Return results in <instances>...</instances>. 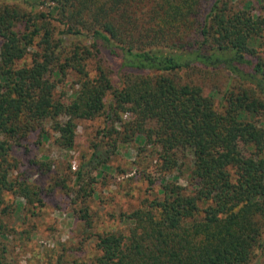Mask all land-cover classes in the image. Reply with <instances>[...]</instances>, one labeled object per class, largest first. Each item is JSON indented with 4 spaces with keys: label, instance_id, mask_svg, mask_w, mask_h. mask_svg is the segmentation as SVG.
<instances>
[{
    "label": "trees",
    "instance_id": "trees-1",
    "mask_svg": "<svg viewBox=\"0 0 264 264\" xmlns=\"http://www.w3.org/2000/svg\"><path fill=\"white\" fill-rule=\"evenodd\" d=\"M236 1L0 0V264H18L4 239L6 191L32 204L48 191L28 171L12 175L15 150L54 133L73 147L68 135L93 111L104 127L56 184L77 220L93 226L94 183L122 142L135 143L146 189L123 215L127 229L97 235L90 261L71 253L58 264H254L252 241L264 236V55L252 40L264 35V14ZM30 162L53 171L51 160Z\"/></svg>",
    "mask_w": 264,
    "mask_h": 264
},
{
    "label": "rangeland",
    "instance_id": "rangeland-1",
    "mask_svg": "<svg viewBox=\"0 0 264 264\" xmlns=\"http://www.w3.org/2000/svg\"><path fill=\"white\" fill-rule=\"evenodd\" d=\"M252 1V12L264 14V0ZM236 2L239 5L243 3L242 0ZM252 44L261 55H264L263 34L255 37ZM181 74L186 77L189 74L188 69H184ZM207 83L206 93L213 94L218 104L221 92H217L210 81ZM110 99L111 95L108 97V100ZM129 117V113L124 115L125 119ZM259 120L260 125L264 127V116ZM104 125L105 118L94 116L93 111L78 121V126L68 135L73 147L56 144L54 141L59 134L54 133L40 145L35 144L38 137H33V143L29 144L31 149L29 152L24 145L15 150V155L20 161V169L12 172V175L28 171L31 181H38V184L43 185L42 187L48 191L44 193L43 204H32L27 197L6 191V203L11 208L3 216L8 223V232L4 239L9 245L7 257L11 262L58 264L57 259L60 255L70 260L73 258L69 255L71 253L82 260L90 261L98 253L96 243L99 233L128 228V222L124 220L123 215L131 212L146 189L145 182L133 165L137 153L134 142L121 143L120 154L110 161L112 167L110 173L100 176L94 183L95 191L90 199L93 226L89 230H86L84 224L75 217L77 205L66 196L65 189L56 186L62 176L70 172L68 165H71L73 171L76 170L82 157L90 153L91 141ZM35 158L53 161V171L41 174L37 171L36 165V170H33L30 161ZM179 181L187 184L186 174ZM252 252L255 257L254 264H264V236L260 240L254 238Z\"/></svg>",
    "mask_w": 264,
    "mask_h": 264
}]
</instances>
